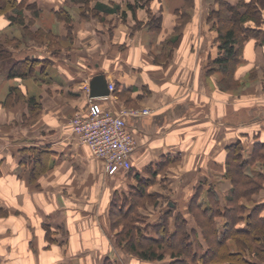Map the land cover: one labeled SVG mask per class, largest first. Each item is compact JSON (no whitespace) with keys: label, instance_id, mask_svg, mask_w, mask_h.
I'll return each mask as SVG.
<instances>
[{"label":"crops","instance_id":"0c3cea01","mask_svg":"<svg viewBox=\"0 0 264 264\" xmlns=\"http://www.w3.org/2000/svg\"><path fill=\"white\" fill-rule=\"evenodd\" d=\"M31 3L53 13L62 7L58 0H32ZM138 20L144 21L143 17ZM112 21L113 27L100 29L101 39H96L97 34L93 32L90 36L94 39L83 43L85 51H99L98 60L59 61L49 57L53 51L44 50L45 55L37 56L30 49L20 51L22 55L16 57L20 59L27 56L25 53H31V58L40 60L30 75L58 89L52 93L43 91L42 99L65 101V104L56 102L50 107L55 112L50 114L49 108L46 109L49 114L46 121H51L48 126L38 125V129L22 133L23 137L19 136L13 143L0 137V176L4 178L0 182V264H66L68 257L63 260L61 253L53 251L51 246L83 243V228L99 227L98 209L86 212L85 204L95 203L98 198L95 195H101L98 184L103 160L78 141L69 122L72 111L87 107L86 88L99 72L117 90L131 88L124 93L127 98L118 96L116 90L100 98L103 108L118 109L130 102L150 109L148 114L126 117L135 140L131 168L123 170L125 180L132 179L128 181L131 186L139 178L144 184L149 183L150 190L159 188L165 181L168 186L178 188L184 177L189 180L186 186L189 195L199 187L200 195L206 198L210 187L219 189L217 177L220 175L215 167L222 168L228 145L240 140L245 153L254 142H264V105L242 106L214 116L210 107L211 90H205L203 95L209 107H194L193 89L203 72L196 56L186 62L174 60V63L158 64L150 55L159 51V45L154 42L158 41V34H151L153 30L142 25L144 29L137 36L138 31H132V23L114 22L113 16ZM44 27L54 30L46 21ZM101 45L105 48H100ZM185 47L179 44L177 52ZM62 52L67 56L74 53L73 50ZM68 69H73L74 74L69 75ZM27 91L35 96L37 89L28 86ZM245 139L249 140L248 146ZM71 170L86 171V175L81 174L80 182L85 179V191L93 192V201H86L89 193L75 195L70 188V182L74 181ZM120 171L109 175L112 187ZM168 205L173 206L171 202ZM217 220L220 225L222 218Z\"/></svg>","mask_w":264,"mask_h":264},{"label":"rangeland","instance_id":"374dc122","mask_svg":"<svg viewBox=\"0 0 264 264\" xmlns=\"http://www.w3.org/2000/svg\"><path fill=\"white\" fill-rule=\"evenodd\" d=\"M58 1L60 2L59 6L64 8L58 14L37 8L35 3H31L32 0L7 2V6H4L2 11H0V50L3 51L0 55V137H2V140L13 143V140L18 139L19 136L23 137L24 134L22 133H27L31 129H38V125L48 126L51 121H46V119L50 113L55 112L54 109L50 110V107L56 102L60 105L65 104V101L42 99L43 91L47 93L58 91L55 85L36 81L30 74L24 77H7V71L16 61V57L22 55L20 51L30 49L37 56L45 55L44 50L53 51L54 53L49 57L59 61L98 60L100 58L99 51H85L83 43L94 39V37L90 36L93 32L97 34L96 39H101L100 29H110L111 26H114L112 25V16L115 17L114 22L120 20L121 23L128 21L131 24L129 16L131 15L134 20L132 31H138L137 36L146 27H149V30H153L151 25L157 23V36L160 42L168 36L177 35L175 27L178 26L180 35L176 43L171 48H165L162 43L160 44L155 39L157 42H154L159 45V51L151 52L150 55H153L154 61L158 59L157 62L161 65L168 63V61L174 63V60L186 62L189 57L196 56V62L199 61L203 72L202 76L197 80L195 89H193L195 92L191 91L193 93L192 102L194 107H209L208 101L205 100V95H203V93H206L205 90H211L212 104L210 107L214 116L233 109L236 110L242 106L252 108L254 105H264V18L259 26L253 21H248L244 24V26L248 27H260L263 29L262 31L239 30L240 42L237 45L236 58L229 71H223L213 61L219 54L216 42L218 18L214 11L222 9L218 0ZM228 1L235 3L238 0ZM98 2L107 7H112L114 12L108 14L98 10L95 5ZM127 2L139 3L134 8L133 13L127 8ZM221 13L230 15L226 11ZM11 15L14 18L13 20L10 19ZM139 17H143L145 21L143 29L141 27L143 25L141 24L142 22L137 20ZM16 18L20 19L22 23L16 22ZM45 21L50 26H53L54 30L46 29L44 27ZM154 32V30L150 31L151 34ZM179 44H184L186 47L179 48L180 52H177ZM100 48L105 47L101 45ZM79 49H81L80 52H78ZM66 50H73V55H65L62 51ZM29 54L25 53L24 55ZM174 54L177 56L174 57ZM66 71L69 75L74 74L73 69ZM209 77L211 79H208ZM14 83L19 84L20 88L15 87ZM28 86L37 89L36 95L33 96L35 101H37V106L32 105L31 101H29V97L32 95L28 94ZM14 87L15 89H13ZM85 88L84 86V90ZM123 97L127 98L128 95H123ZM207 97L209 96L207 95ZM125 106L140 108L130 102L125 103ZM46 109H48L49 114ZM77 110L79 109L72 111L69 115L72 116ZM39 111L41 112L39 113ZM239 144L243 146L242 150H244V143L240 141ZM245 145H249L248 139H245ZM247 148L245 155H252L254 148ZM229 150L231 151V149L226 148L224 151ZM256 156L258 160L249 164L245 170L246 173L252 176L256 174L253 171L254 169L263 170L262 156L260 153L256 154ZM215 169L217 174L220 175L217 177L219 178L217 180L218 191L212 189L211 193L213 194L207 193L206 198L201 195L197 198L187 193L186 186L189 180L184 179V177L180 181V187L178 188L168 186L165 181V183L163 182L164 184L159 185V188H151L150 190L148 183L146 184L148 187H146L139 178H136V181L132 182L134 185L131 186V182L129 183L128 181L132 179L125 180L127 176L122 170L116 177L115 186L112 187L113 181H108L109 174L105 172L103 167L100 184H98V186L100 185L99 191H101V195H95V197H98L95 203L85 204L86 212L92 210V208L98 209L96 213L99 227L91 228L86 226L83 228V243L74 245L71 242L62 245H52L51 248L53 251H59L62 259L68 257L66 264H170L176 257L170 256L168 253L162 260H143L131 254L126 248L127 242L123 235L132 219L134 224L140 227L145 235L153 234L155 230H152L151 227L164 220L168 223L170 231L175 229V222L177 221L176 226L178 224L179 226L182 225L186 230L191 231L195 228L198 230L203 228L205 232H208V227L212 229L213 226L210 222L204 220L206 216L203 213L191 206L195 204V199L209 200L210 203L215 205H225L227 198L234 195L233 193L230 194L233 183L227 177L226 166L223 164L221 168L220 165H217ZM232 170L231 168L228 172L234 174ZM79 172H76V170L70 171V175L74 180L70 182V188L75 192V195L81 196L85 192H89L85 191L84 188L85 179L80 182L81 174L86 175V171L85 173L83 171ZM189 176L191 177L192 173ZM77 178L79 180H76ZM3 179L0 176V182ZM257 180L262 185L254 193L234 195L235 202L232 205L234 206L238 203L245 205L244 213H247L255 203L263 202L264 200V180H259V178ZM90 186L91 183L87 184L86 189ZM140 186L146 188V191L150 192L151 195L147 196L145 193L140 192L138 188ZM89 190L92 189L90 188ZM238 193H241L240 187L238 188ZM89 194V196L86 195V201L91 202L95 198L93 192ZM6 198L7 196L5 195ZM170 202L173 206L168 205ZM130 203L132 205L130 215L124 217L118 205L126 206ZM261 204H264V202ZM262 208L261 214L264 213V206ZM87 216L88 214L86 213V218ZM133 232L134 236L137 237L138 234L135 231ZM245 238L249 240L247 246L258 251L256 254L250 253L249 249H243L244 247L242 248L239 237L227 238L222 246H218L209 240V253L216 254L218 251L219 255L217 257H220L221 252L225 249L234 252L241 251L245 257H253L257 264H264V253L259 254V250L262 248L260 242L250 240L251 237ZM218 262L221 261L219 260ZM224 264H227V262L225 261Z\"/></svg>","mask_w":264,"mask_h":264},{"label":"trees","instance_id":"16d2710c","mask_svg":"<svg viewBox=\"0 0 264 264\" xmlns=\"http://www.w3.org/2000/svg\"><path fill=\"white\" fill-rule=\"evenodd\" d=\"M12 1L14 0H0V11H2L4 6H7V2L12 3ZM218 2L220 3V8L222 7V9H216L214 11L218 18L216 42L219 54L213 59V61L218 64L221 70L229 71L237 55V45L240 42L239 33L242 31L241 29H243V31L252 30L257 32L263 30L260 27H248L244 26V24L248 21H253L257 24V26H259L260 23L263 22L264 0H238L235 3L228 0H218ZM138 4V2H127L126 6L133 13L134 8H136ZM95 5L98 10L104 11L105 13L110 14L114 12L112 7H107L100 2ZM63 9V7H59L54 10V12L58 14L61 13V10ZM222 11H226L227 13H230V15L223 14L221 13ZM10 19H14L12 15L10 16ZM16 20V22L22 23L20 19L16 18ZM141 22V24L145 25L144 21ZM157 26V23L151 25V29L155 31L154 33H156V35L158 30ZM175 29L177 35H172L171 37L168 36L161 42L158 40L165 48H171L179 39L180 33L178 31V26H176ZM2 52L3 51L0 50V55ZM155 61L157 62L158 59ZM38 62H40V60L33 59L29 55L16 59V61H14L8 69L7 77L14 78L29 75ZM13 89H15V87ZM130 89L131 88L128 87L119 91L115 87L114 90H116V94L118 96H122ZM29 101H31L30 103L32 105L37 106V101H35L33 96L29 97ZM239 143L240 140H236L228 145L227 149H231V151H226L224 160V165L226 166L228 173L227 177H229L233 183L230 194L233 193L238 196L246 193H254L256 190L260 189L262 185L257 178H259V180H264V142H254L252 146L254 151L252 155L247 154V156L245 155L244 150H242L243 146ZM259 153L263 159V170L258 171L254 169L253 171L256 174L252 176L246 173L245 170L249 164L258 160L256 154ZM231 168L233 169L232 171L234 174L228 172ZM239 187L241 190L240 194L238 193ZM138 188L140 192L145 193L147 196L151 195V193L146 191V188L143 186ZM212 189L213 188L210 187L207 193L213 194L211 193ZM200 192L201 189L198 187L193 196L198 198V196H200ZM234 195L227 198V203L225 205H215L210 203L209 200L200 203V200L195 199V204L191 206L203 213V215L206 216V219L204 220L206 222H210L213 226L212 229L208 227V232H205L203 228L199 230L195 228L191 231L186 230V228L182 225L179 226L178 224L176 226L178 223L177 221L175 222V229L170 231L167 225L168 223L164 220L159 221L151 227L152 230H155L154 233L157 234L153 233L145 235V233L143 234L141 228L134 224L132 219L129 223V227H127L126 232L123 235L124 238H126L127 250L131 254L138 256L143 260H162L168 253L170 256L176 257L170 262V264H224L225 261L227 264H257L253 257H245L242 255L241 251L234 252L225 249L221 252L220 257H217L219 255L218 251L216 254L209 253V240L218 246H222L226 242L227 238L238 237L242 248L244 247L243 249H249L250 253L256 254V252H258L255 248L247 246L249 240L245 237H251L250 240L260 242L262 246L259 250V254L264 253V213H260L261 209H263L262 207L264 206V204H261L263 202L255 203L247 213H244L245 205L241 203L234 206L232 205V203L235 202ZM118 207L124 217H128L130 215V209L132 207L131 203L126 206L118 205ZM218 218H222L220 225L218 224ZM219 227H221V229ZM133 231L138 234V238L134 236ZM219 260L221 262H218Z\"/></svg>","mask_w":264,"mask_h":264},{"label":"built area","instance_id":"2783aa9c","mask_svg":"<svg viewBox=\"0 0 264 264\" xmlns=\"http://www.w3.org/2000/svg\"><path fill=\"white\" fill-rule=\"evenodd\" d=\"M108 88L111 92L115 85L110 82ZM86 89L87 107L75 111L69 121L72 133L89 147L93 155L103 160L107 174L130 169L135 140L127 127L126 117L145 115L150 109L125 106L105 109L100 99L105 96H90L89 86Z\"/></svg>","mask_w":264,"mask_h":264},{"label":"water","instance_id":"95a60500","mask_svg":"<svg viewBox=\"0 0 264 264\" xmlns=\"http://www.w3.org/2000/svg\"><path fill=\"white\" fill-rule=\"evenodd\" d=\"M110 90L108 88V81L103 73L95 74L89 82V95L93 97L107 96Z\"/></svg>","mask_w":264,"mask_h":264}]
</instances>
